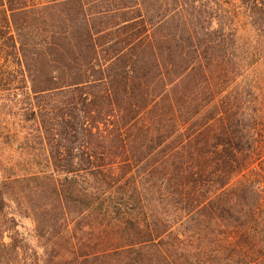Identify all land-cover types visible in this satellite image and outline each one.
<instances>
[{"label": "trees", "instance_id": "1", "mask_svg": "<svg viewBox=\"0 0 264 264\" xmlns=\"http://www.w3.org/2000/svg\"><path fill=\"white\" fill-rule=\"evenodd\" d=\"M0 102V264H264V0H0Z\"/></svg>", "mask_w": 264, "mask_h": 264}, {"label": "rangeland", "instance_id": "2", "mask_svg": "<svg viewBox=\"0 0 264 264\" xmlns=\"http://www.w3.org/2000/svg\"><path fill=\"white\" fill-rule=\"evenodd\" d=\"M264 105V104H262ZM26 106L25 104H3L0 102V161L7 165L5 169L6 175H13L16 173H22V168L25 164H30V159L34 161L33 149L25 151H17L14 149L15 144L24 141V135L27 133H32L30 131L31 127H34L31 121L24 120V111L22 108ZM35 147L33 142L29 143ZM25 144L24 146H26ZM36 148V147H35ZM38 152L41 151L37 147ZM36 150V151H37ZM33 166V165H32ZM31 166V167H32ZM36 167V166H35ZM36 167L35 170H39ZM1 170V169H0ZM1 177V171H0ZM15 205L10 204L8 211L14 212ZM18 220L17 229L19 230L21 236L29 244L30 247L35 248L39 254H41V264H71L70 254L67 247L64 245L65 241L62 239L59 241L58 246H56L57 253H53L55 257L52 258L50 262L47 261L48 254L44 253L41 245H38L37 239L34 236V222L30 216H16Z\"/></svg>", "mask_w": 264, "mask_h": 264}]
</instances>
